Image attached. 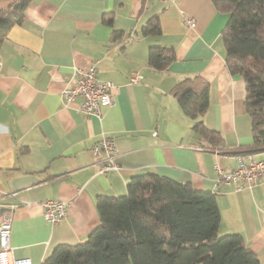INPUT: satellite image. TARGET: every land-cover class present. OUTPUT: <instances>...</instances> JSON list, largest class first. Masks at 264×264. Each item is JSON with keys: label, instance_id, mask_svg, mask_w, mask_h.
Returning a JSON list of instances; mask_svg holds the SVG:
<instances>
[{"label": "crops", "instance_id": "obj_1", "mask_svg": "<svg viewBox=\"0 0 264 264\" xmlns=\"http://www.w3.org/2000/svg\"><path fill=\"white\" fill-rule=\"evenodd\" d=\"M19 1L0 0V16ZM155 16L161 32L144 34ZM229 16L213 0H30L0 46V202L15 205L14 258L42 264L57 245L84 242L100 223L98 196L126 194L132 176L154 171L214 192L219 234L241 233L264 264V181L238 190L218 184L215 169L237 166L240 154L264 158V150H246L255 139L245 81L226 63ZM153 45L174 49L168 68L148 64ZM92 63L117 86L102 119L77 111L80 99L65 106L61 97L75 68ZM133 71L141 83H130ZM197 75L209 82L203 120L221 133L219 145L192 130L195 120L172 93L178 81ZM103 135L117 142L119 170L100 171L104 154L92 147ZM47 199L69 201L55 225L43 215Z\"/></svg>", "mask_w": 264, "mask_h": 264}, {"label": "trees", "instance_id": "obj_2", "mask_svg": "<svg viewBox=\"0 0 264 264\" xmlns=\"http://www.w3.org/2000/svg\"><path fill=\"white\" fill-rule=\"evenodd\" d=\"M29 2L20 0L0 16V46L24 20ZM213 2L230 15L222 32L226 63L246 84L244 105L255 139L246 150H264V0ZM106 16L112 23L113 15ZM142 32L159 34L158 17L150 18ZM175 56L174 49L153 45L148 64L166 69ZM209 89V82L197 75L178 81L172 93L195 120L192 130L215 146L223 137L203 120ZM127 190L98 196L99 225L84 242L57 245L42 264H261L241 233L219 234L222 216L214 192L154 171L132 176Z\"/></svg>", "mask_w": 264, "mask_h": 264}, {"label": "built area", "instance_id": "obj_3", "mask_svg": "<svg viewBox=\"0 0 264 264\" xmlns=\"http://www.w3.org/2000/svg\"><path fill=\"white\" fill-rule=\"evenodd\" d=\"M147 1V0H142ZM167 2L172 0H158ZM190 26H195L196 21L186 17ZM75 77L72 78L61 90L64 105L68 106L76 99H80L76 110L85 116H96L102 119L104 111L111 106L115 100L116 85L108 80H103L98 75L96 63H92L87 69L75 68ZM142 74L133 71L129 76L130 83H141ZM95 155L103 153L101 158V172L119 170L121 166L117 160L119 148L115 138L103 135L92 147ZM237 166L224 170L219 164L215 165L217 172V183L232 184L238 190L244 188L252 189L259 182L264 181V158H255L252 154L237 155ZM31 204L30 202H28ZM69 201L65 199H47L42 202L44 207V218L50 224L55 225L62 221L67 214ZM5 208L0 202V264H31L29 258H14L12 256L11 234L13 224V208Z\"/></svg>", "mask_w": 264, "mask_h": 264}]
</instances>
